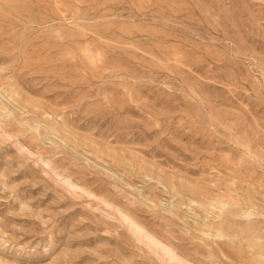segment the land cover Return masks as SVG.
<instances>
[{"label":"rangeland","instance_id":"obj_1","mask_svg":"<svg viewBox=\"0 0 264 264\" xmlns=\"http://www.w3.org/2000/svg\"><path fill=\"white\" fill-rule=\"evenodd\" d=\"M0 264H264V0H0Z\"/></svg>","mask_w":264,"mask_h":264}]
</instances>
